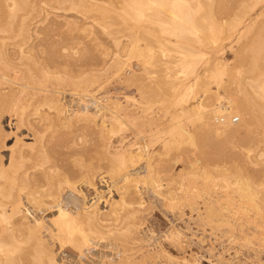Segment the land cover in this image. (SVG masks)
Wrapping results in <instances>:
<instances>
[{
    "label": "bare ground",
    "instance_id": "6f19581e",
    "mask_svg": "<svg viewBox=\"0 0 264 264\" xmlns=\"http://www.w3.org/2000/svg\"><path fill=\"white\" fill-rule=\"evenodd\" d=\"M5 1L9 15L12 16L11 10H16L14 8L18 1ZM21 1L24 3L21 6L27 9L26 13H32L35 18L45 9L41 2L52 0ZM73 1L74 7L80 8L79 12L83 14L92 10L104 14L112 10L97 2L98 0H71V7ZM121 2L124 4L121 6L122 13L120 12L122 17L134 19L137 26L138 23H145L144 28L150 33L154 32L150 23L152 20L156 21L157 25L161 26L159 31L163 32L157 44L165 46V43H172L174 49L180 48L182 53L179 56L163 62L165 72L158 83L160 87L163 86V91L169 92L179 84L178 72H182L184 76H192L189 82L183 83L177 94V103L182 105L183 111L189 108L196 110L194 115L200 120L198 128L192 132V129L183 128L180 120L169 124L168 127H158L153 133L168 132L169 136L163 139L166 149L160 153L164 155L158 159L157 169L160 170H156L153 155L148 151L143 152L139 144L135 146L137 141L122 143V138L118 139L121 143L113 142L112 138L123 128L124 121L116 112L108 117L101 103L104 82L98 80V71L114 66L116 72H121L125 62L111 55L99 69L92 68L90 71L82 66L77 72L72 71V53L51 44L45 47L42 42L29 43L30 37L38 35V32L36 33L34 26L31 27V23L25 21V18L22 19L19 34L23 36L27 47L22 46L25 44L23 40L17 47L0 46V264H201L195 253L191 250L187 252L181 247L189 236L185 226L175 221L183 219L186 209L191 212L190 218H193L195 212L194 218L211 229L219 228L222 223L236 224L241 230L243 225L253 223L259 228L264 224V205L257 201V191L252 189L251 183L254 179L251 178V181L250 177L244 179L238 176V186L234 188L237 189L234 191V194H238L236 198L231 195L233 193L213 191L217 180L208 175L206 170L201 174L199 170L193 169L181 171L178 173L181 176L179 181L167 172L166 189L163 187L165 183L162 176L168 164L167 155L173 151H176V157L183 155L179 150L181 139L194 141L200 136L198 139L210 142L211 147L214 145L218 153H225L234 161L244 158L248 153L245 151L251 148L247 146L244 151L228 150L232 140H257L264 143V0ZM78 18L75 17V21ZM196 19H199V23ZM75 21L70 24L74 28L73 31L76 27L79 30L84 27L76 25L78 23ZM67 23L69 24V21ZM56 24L52 23L48 27L51 34L53 30L58 31ZM139 26L145 30L141 24ZM70 29L69 27L67 30L71 33ZM73 33L72 36H75ZM137 33L141 34L139 30ZM187 33L194 34V41L210 43L218 54L206 57L205 51L200 47L192 45L189 41L183 43L179 37H185ZM163 34L167 36L164 37ZM59 35L61 37L62 34ZM137 35L135 32V36ZM168 35L177 36L178 39L174 41ZM149 36L151 37L150 34ZM139 40L140 37L137 43ZM72 42L75 43L76 40ZM96 44L99 45L100 41ZM131 45L127 49L136 52L139 58H144L146 65H158L153 54L149 52L151 47L146 52L147 45ZM86 46L81 47L83 51L81 49L79 54L87 52L86 57L96 60L99 52L96 53L95 50L99 46ZM227 46L233 49V62L224 55ZM46 49L49 60L54 62V65H59L56 69L47 64L49 60L45 61V56L41 59L40 53L46 52ZM162 52L165 54V51ZM101 53L104 55L103 51ZM244 66L250 75L245 91L237 94L232 91L230 82L235 80L236 73ZM33 67L46 79L54 76L65 80L68 75L74 85L86 89L87 93L48 87L49 84L44 78L41 79L42 77L35 83V75L32 77L34 73L30 82L23 81L21 76L25 78V70L32 73L30 70ZM131 70L132 68L127 69L124 75L127 76V83L137 88L142 87L146 81H134L138 78L137 71L130 73L131 78H128L127 73ZM10 71L13 74H9ZM26 78L29 79L27 75ZM211 81L217 83L216 89L211 88ZM90 84H94L92 90L98 92H90ZM221 85L224 87L225 96H222ZM208 95L216 97L215 106L209 107L211 104L202 101V97ZM33 99H36V102L32 105L30 100ZM168 106H172L171 102ZM171 112L174 119L177 116L176 110ZM235 118L238 121H234ZM257 125L260 131L257 130ZM11 133L14 134L15 140L9 145L6 137ZM72 134L91 135L92 146L84 147L82 151L74 148L71 151L70 141L74 138ZM236 143L238 145V142ZM258 155L259 161L258 158L252 159L254 162L263 160L261 157L264 152ZM261 162L264 166V161ZM236 169L240 171L238 166ZM255 172L264 179V168ZM255 176L251 174V177ZM175 181L179 182L180 187L173 185V188L172 183ZM145 189L153 196L156 194L155 205L159 204L164 214L162 222L170 224L167 236L178 248L175 249L176 253L163 249L168 253V260H164L165 262L158 257V251L146 247L140 234L143 225L152 235L155 232L153 224L148 223L147 226L141 214L145 208L151 211L154 209L145 198ZM170 212L172 217L168 216ZM257 227L256 231L260 232ZM261 235L264 236L263 233ZM257 237H260L259 234ZM261 238L260 241H264V237ZM207 249L210 255H214L212 248ZM207 261L210 264H219L213 260ZM220 263L223 264V260H220Z\"/></svg>",
    "mask_w": 264,
    "mask_h": 264
},
{
    "label": "rangeland",
    "instance_id": "374dc122",
    "mask_svg": "<svg viewBox=\"0 0 264 264\" xmlns=\"http://www.w3.org/2000/svg\"><path fill=\"white\" fill-rule=\"evenodd\" d=\"M16 1H18L16 3V7L14 8L16 10L14 9H13L14 11L11 10L12 16H10L8 7L6 5L7 2L5 0L3 1L0 0V46L4 45L5 47H10V48L17 47L22 42L23 36L19 34L20 32L19 30H21L20 23L22 19L25 18V21H28L29 23H31V27L34 26L33 28L36 30V33L38 32V35L34 34L30 37L31 40H28L29 43L30 42L32 43L42 42L44 45H46L45 47H48L51 44L52 46H55L58 49L62 47V50L65 52L70 51L69 53L70 54L72 53L71 60L74 62L73 63L70 60L72 71L74 70L77 72V70H79L82 66H83L82 68H87L90 71L92 68L99 69V67L101 68L104 66V63L111 55H113L114 57H118L121 61L125 62L124 69L121 72H118V71L116 72L114 66H110L106 69L98 71L99 72L98 80L100 82H104V87L102 88L104 92H102L101 103L107 113L106 115L110 117L112 113L116 112V114H119L121 119H123L124 121L123 128L119 131V133H117L112 138V140L115 143H121V141H118V139L120 140L122 138H123L122 143L137 141L136 142L137 144L135 146L139 144L138 146L143 150V152H146V151L150 152V154L153 155L152 160L154 161L153 164L155 165L156 170H160L159 168L157 169V167H159L157 166L158 159L160 156L164 155V154L160 155V153H163L166 149L164 146L163 139L164 137L169 136V133L168 132L153 133V132L158 127H168L169 124L177 123L176 121L178 120H180L181 126L183 128L192 129V132H193V129L198 128V124H199L198 122L200 121L199 119L197 120V117L194 115V113L196 112L195 109L189 108L183 111L182 105L177 103L178 92L183 87L182 86L183 83L189 82L192 76H184L182 72H178V74L180 75V77L178 78L179 84L172 91H169V92L163 91L162 89L163 86L160 87L158 83L161 81L163 74L165 72V70H163L165 69L164 65H162L163 62L166 59H172V57L179 56L182 53L179 51L180 48L179 50L177 48L174 49L175 46L172 43L170 44L165 43V46L169 45L168 46L169 48L167 46L165 47L164 44L162 45L157 44L159 43L157 40L159 38H162L161 35L163 32L159 31V29L161 30L160 28L161 26L159 24L158 26L156 21L152 20L153 22L150 23L152 25L151 28H153L152 31H154V32L151 31L153 33V36H152V33H150L149 30H148L149 32H147V29L144 28V24H145L144 22H143L144 24H142V22L138 23L139 25L141 24V26H143V29H145V30H142L139 25L137 26L136 24L137 21H135L134 19L130 17H122L121 16V13H122L121 6L124 5L121 2L122 0L120 1L119 0H98L97 2L103 4L104 6L106 5V7L109 9H112L109 12L107 11L109 14L104 13L105 15L95 10H92L89 13L87 12L83 14L81 11L79 12L80 8L77 5L76 6L79 9L74 7L75 1H73V4H72L73 7H71V3H70L71 0L69 1L63 0L64 2H62L61 0H54V1L52 0L50 2H45V3L41 2L43 5L42 7H44L45 9L44 11L42 9L43 13H41L39 17L36 16L35 18H33L32 13H26L27 9L24 8V6H21V5H24V3H21L22 2L21 0H16ZM37 1H41V0H37ZM261 9H258V10L260 11ZM14 12L16 15L14 14ZM75 17L77 18L79 17L78 18L79 20L77 19V21H75L76 20L74 19ZM57 21L59 23H57ZM68 21H69V24L67 23ZM73 21L78 23L76 25L80 27L84 26L81 28L82 30L81 29L79 30V28L76 27L75 29L76 32L73 31L72 30L73 26L71 27ZM196 21H198L199 23V19H196ZM50 23L51 24L57 23L56 24L57 29L58 28L64 29L65 26L68 27L67 29H69L70 27L71 29L69 31H72V32L71 33L68 32V30L65 28L66 31L62 29L61 30L58 29V31L53 30L54 33L52 31V34H51V31L49 32V29H48V27L51 25ZM44 28L45 29L47 28L46 32ZM134 28L136 30H134ZM137 29L141 32V34L137 33L138 31ZM134 31L136 32V35L140 34V36L139 35L135 36ZM56 32L58 33V35H56L57 34ZM72 33L76 37L72 36ZM145 33H147L148 35H146ZM59 34H62L61 37ZM142 34L144 35L141 36ZM149 34L151 35V37L149 36ZM193 35H194L193 33H187L185 37L183 36L184 38L179 37V39H181L183 43H187L189 41L192 43V45L200 47V49L205 51L206 57H214L215 55L218 54L216 52V49L210 43L208 42L201 43V42L194 41ZM64 36H66V38ZM138 36L140 37L139 43H137L139 39ZM163 36L165 37L167 35L163 34ZM58 37L62 39L59 40ZM168 37L174 41L175 39H178V37L177 36L174 37V35H171V36L168 35ZM77 38L82 40L83 42L80 40L78 42ZM65 39H67L68 41H66ZM72 40H76V42L73 43ZM94 40L95 42H93ZM98 40L100 41L99 45L96 44V43H99ZM85 41L87 43H85ZM130 42L134 45L135 43L140 44L141 46L144 43H146L144 44V46H142V47H145L146 45L148 46V47L146 46V52H148L149 47H151L153 51L151 50L149 52L153 54L154 60L155 59L157 60L158 65L156 66L155 65L150 66V64L146 65L147 63L144 61V58L143 59L139 58L140 56H138L136 52H131L127 49L130 46H132ZM79 43L80 45L82 43H85V45H87L88 47H92L93 45L94 46L96 45V47L99 46V48L95 50L96 53L99 52L97 53L99 57L96 60L95 59L91 60L90 57H86V55L88 54L87 52H85L86 55L83 52H82V55L79 54L81 53V49H82L81 47L85 46V45H81V46L76 45ZM64 45L66 47H64ZM22 46L27 47V43L25 42V44H23ZM235 47L236 46H234V48ZM92 48H95V47H92ZM164 48L165 50H161ZM47 49H46V52L40 53V57L42 56L41 59L45 56L43 58L45 61L49 60L48 58L49 53H47L48 52ZM100 50L101 52L103 51L104 55L100 52ZM162 51H165V54ZM83 55L85 57H83ZM224 55L229 60H232V62L234 61L233 49H229L228 46L225 48ZM79 56L81 57V59ZM78 58L80 59V61H77ZM140 60L141 61L143 60L144 62H141ZM48 63L52 69H56L55 67L59 66L57 63H55L56 65H54V62L50 60L49 62L47 61V64ZM131 68L133 71L131 70L129 73H127V75L129 74L128 78H131L130 75L132 74V72L134 74V71L135 72L137 71L136 72L138 73L137 77L138 78L141 77V78L138 79L137 77H135L137 79H134V81L136 82L137 80H141L142 83L143 81L144 82L146 81L144 84H142L143 85L142 87L137 88L135 85H131L130 83H127L126 81L127 76H124V75L126 73V70L131 69ZM245 70H246L245 66L242 67V69L236 73L235 80L230 82V85L232 86V91H236L237 94H242L245 91V88L247 86V79L250 74L249 72ZM30 71H33V72L30 73L29 71L25 70V72H28V73H25L23 71L24 72L23 74H25L24 75L25 78L21 76L22 80L30 82V77L34 73L32 77L35 75L33 78H35L34 80H36L35 83H38L39 78L42 77L40 71L34 67L33 69L31 68ZM10 73L13 74L11 71L9 72V74ZM26 75L27 77H29V79L26 78ZM43 78L45 79L46 83L49 84V85L47 84L48 87L51 86L53 88L65 90L67 92H74V93L81 92L83 94L87 93L86 89H83L80 86L74 85L71 82V79L68 75L65 76V80H60L54 76L49 77L47 79L45 77H42L41 79ZM211 82H212L211 88L216 89V86H218L217 83L215 81H211ZM152 84L153 86H151ZM93 85L90 84L88 87L91 88ZM93 88L94 87L91 88L90 92L92 93L98 92V90H92ZM220 89L222 90V94H223L222 96H225V93L223 92L224 91L223 85H221ZM200 93L201 92H199L198 95H200ZM99 95H101V93ZM75 96H77V94ZM30 101L33 105L36 102V99L35 100L33 99V101L30 100ZM202 101H204V103L211 104L209 107H213L216 105L215 103L217 100L214 95H208V96H203ZM169 102H171L172 104V106L170 107L168 106ZM174 110H176L177 116H175V118L173 119V115L171 111H174ZM258 126L259 125L256 126L257 130L260 131ZM257 130L256 132H258ZM73 135L74 134H72V136ZM79 136L81 137L80 138L81 140L79 139ZM198 137H196L194 141H191L190 139L188 140L181 139L182 141L180 140L181 147L179 150L183 153L182 156L176 157L174 154L176 151H173L171 154L167 155L168 164L167 162L165 163V165L167 164L166 165L167 168L165 166L166 170H163L162 172L164 173L163 175L161 174L162 176H164L163 177V183H165L163 186L165 187L164 189H166V186H168L167 185L168 175H165L167 174V172L168 174L171 173L172 175H174V177H176V180L179 181L181 177L179 175L180 174L179 172L181 171H185L187 169H193V170H199L198 172H200L201 174L203 171L206 170L208 175L215 177V181L217 180L216 181L217 184L215 182V185H213V191H216L217 193L218 192L219 193L229 192L230 194L233 193L231 195H234V197L236 196L237 198L238 194L237 195L234 194L237 191V189L234 190V188H237L238 186L236 183V179H238V176L239 178L244 177V179L250 177L249 178L250 180L252 178V180L254 179L255 181L254 182L251 180L252 181L251 183H253L252 189L254 188L253 190L255 192L257 191L256 199L258 202H261L260 205L263 206L264 205V179L259 177L255 171L256 170L260 171L262 168H264V166H262L263 163L261 162V161H264V158H262L264 155L261 157V159L263 160H260V162H258L260 158L258 154L264 152V143L258 142L257 140L250 141V142L247 140H242V139L240 141H238L239 139H237V141L236 139H234L235 142L232 140L231 142L235 144L229 143L228 150L230 149L231 151H244V149L247 146H248L247 148H251L248 151H245L246 153L247 152L248 153L246 154L244 158L236 159L234 161L231 157H229L225 153H218L217 150H215L214 145L211 147L212 144L210 142L207 141L208 143H210L208 144L206 143L205 140L203 139L201 140V138L198 139ZM6 139H7L6 140L7 144L10 145L14 143V140H15L14 134L13 133L8 134ZM71 139H72L70 141V145L72 146L70 148L71 151L74 149L75 150L79 149L80 151H82L84 147L92 146V136L91 135H85V136H81V135L75 136L74 135V138L72 137ZM236 142H238V145ZM75 145L76 146L78 145V147L76 148ZM232 146H234L235 148L234 147L232 148ZM241 146L243 149L241 148ZM257 158H258V161L254 162V160ZM237 166L239 167L240 171L239 170L236 171ZM250 173L253 174V176L255 175L257 176H255V178L251 177ZM221 175H225V176H221ZM210 178L211 177H209V179ZM178 181H175L174 183H172V186L174 185L176 187L177 186L180 187L179 186L180 184ZM144 195H145V198L148 200V202H150L154 206V209L153 211H151L150 209L145 208L141 211V214H142V217L145 219L147 226H149L148 223L153 224L155 228V232L152 235L149 231H147V227H144L143 225V228H140V234L141 236H143L142 240H143V243L146 244V247L150 249L154 248V251H158L159 252L158 257H160L163 260V262H165L164 260L166 261L168 260L167 258L168 253L166 252V250L169 251L170 253H176L175 249L178 250V248L175 244L171 242V239L167 236V233L169 231L168 226L170 227V224H165L162 222L164 220V214L159 208L160 205L159 204L155 205L156 197H157L156 194L155 196H153L149 191L145 189ZM153 201L155 203H153ZM185 213L186 214L183 216V219H179L175 221L177 223L180 222L179 223L180 225L185 226L187 230V234L189 236V238H186V240L182 243L181 247L183 250H186L187 252L191 250V252L195 253L199 258V263L210 264L207 260H213L214 262L222 264L220 263V260H223V264H264V246H263L264 241H260L261 239H263L261 237H264L261 235L262 233L264 234V224L262 227H259V228L255 226L256 224H253V223L249 225H243L242 226L243 230H241L239 228L240 226L236 224L222 223L221 225H219V228L211 229L207 225H202L198 220L194 218L195 212H193V218H190L191 212H189L188 209H186ZM171 214L172 213L170 212V215L168 216L172 217ZM256 227L260 229L261 231L259 230L260 232H257ZM258 234L260 237H257ZM261 242H263V244ZM207 248H212V252L214 253V255H210V252ZM163 249H166V250H163Z\"/></svg>",
    "mask_w": 264,
    "mask_h": 264
},
{
    "label": "built area",
    "instance_id": "2783aa9c",
    "mask_svg": "<svg viewBox=\"0 0 264 264\" xmlns=\"http://www.w3.org/2000/svg\"><path fill=\"white\" fill-rule=\"evenodd\" d=\"M234 121H238V119H237V118H235V119H234Z\"/></svg>",
    "mask_w": 264,
    "mask_h": 264
}]
</instances>
